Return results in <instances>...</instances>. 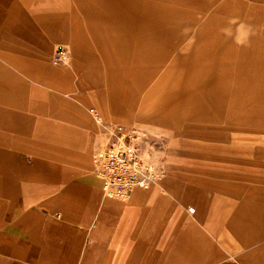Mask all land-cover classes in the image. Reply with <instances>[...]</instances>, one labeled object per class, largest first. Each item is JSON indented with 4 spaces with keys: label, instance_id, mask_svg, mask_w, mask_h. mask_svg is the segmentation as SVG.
Returning <instances> with one entry per match:
<instances>
[{
    "label": "crops",
    "instance_id": "1",
    "mask_svg": "<svg viewBox=\"0 0 264 264\" xmlns=\"http://www.w3.org/2000/svg\"><path fill=\"white\" fill-rule=\"evenodd\" d=\"M189 11L169 0H0V264H264V114L244 116L247 131L216 114L214 90L225 72L227 94L232 75L217 53L171 59ZM57 48L65 65L52 63ZM179 64L191 70L185 89H206L182 99L193 114L182 132L177 99L151 104L153 91L182 87L171 82ZM202 96L213 114L189 104ZM97 119L179 138L142 141L164 178L106 196L92 161Z\"/></svg>",
    "mask_w": 264,
    "mask_h": 264
},
{
    "label": "rangeland",
    "instance_id": "2",
    "mask_svg": "<svg viewBox=\"0 0 264 264\" xmlns=\"http://www.w3.org/2000/svg\"><path fill=\"white\" fill-rule=\"evenodd\" d=\"M169 1L172 6L180 7L187 11L190 10V13L193 10L191 18L194 21L185 40L179 41L180 44L177 50L172 53L171 59L174 60L178 57L180 61L190 62L192 58L201 53L205 56L216 53L220 55V72L231 69L232 75L230 90L227 94L225 92L222 93L224 87L223 74L225 72L221 73L222 77L218 81L220 83V88L217 87L219 90H214V93L218 91L220 95L215 97V99H218L219 104L216 114L219 116L231 115V120L235 118L237 121L233 122L236 130L244 127L243 129L247 131V122H242L244 120L243 117L246 116L245 120H247V116L264 114V58L259 57L260 54L263 56L262 52L264 51V45L262 46V41L264 40V11L253 9L254 4H258V0ZM171 69V82H180L182 87L177 90H168L165 87L167 88L166 90L153 91L151 104L153 111H155L161 109L163 104L168 105L169 101L177 99L179 101L176 103L178 104L179 121L181 126L183 125L180 131L182 132L187 126L191 127L192 124L187 122L193 118L191 116L193 114L186 108V105H183L182 99L187 100L192 99L195 95H203L204 90L193 92L183 87V83L189 81L186 77L191 78V70L186 68V65H175ZM185 70L186 75L183 76V79H180L182 77L180 74L184 73ZM164 72L165 70L163 69L160 73L161 75L156 76L157 81H159L158 77L162 76L164 80L161 79L160 81L165 82L166 75H163ZM217 84L215 87L218 86ZM144 95V92H141V101H143ZM202 97L204 98L203 101L199 103L189 102V104L192 107L195 105V109L197 104L202 103L204 104V109L209 110L210 114H213L211 107L213 103L205 98L207 96ZM125 101H131L130 94L129 97H125ZM220 125L225 126V123ZM139 133V138L142 141L154 142L160 138H165L174 144H179L180 141L179 138L169 139L158 133L148 132L143 129H140ZM178 135L174 136L178 137Z\"/></svg>",
    "mask_w": 264,
    "mask_h": 264
},
{
    "label": "built area",
    "instance_id": "3",
    "mask_svg": "<svg viewBox=\"0 0 264 264\" xmlns=\"http://www.w3.org/2000/svg\"><path fill=\"white\" fill-rule=\"evenodd\" d=\"M69 58L65 48H57L54 65H65ZM102 124L104 143L93 154L94 172L102 182L106 196L127 198L135 190H149L165 176L161 161L152 158L141 146L142 139L133 129Z\"/></svg>",
    "mask_w": 264,
    "mask_h": 264
},
{
    "label": "bare ground",
    "instance_id": "4",
    "mask_svg": "<svg viewBox=\"0 0 264 264\" xmlns=\"http://www.w3.org/2000/svg\"><path fill=\"white\" fill-rule=\"evenodd\" d=\"M195 61V60H194ZM196 63V62H195ZM173 64V63H172ZM175 64V63H174ZM194 65V64H193ZM213 67V66H212ZM193 69V68H192ZM212 69V68H211ZM232 73V72H231ZM201 76V75H200ZM199 76V77H200ZM231 77V76H230ZM194 80V79H193ZM229 81V80H228ZM192 82V81H191ZM229 84H231V83H229ZM230 87V86H229ZM205 91H206V89H204ZM212 95V94H211ZM218 96H219V94H218ZM103 143H104V140H103Z\"/></svg>",
    "mask_w": 264,
    "mask_h": 264
}]
</instances>
